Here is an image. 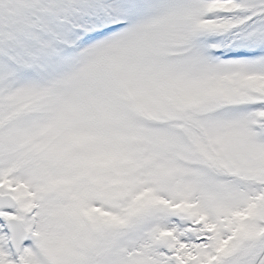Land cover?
Wrapping results in <instances>:
<instances>
[{
  "label": "snow or ice",
  "instance_id": "6c2138e0",
  "mask_svg": "<svg viewBox=\"0 0 264 264\" xmlns=\"http://www.w3.org/2000/svg\"><path fill=\"white\" fill-rule=\"evenodd\" d=\"M0 264H264V0H0Z\"/></svg>",
  "mask_w": 264,
  "mask_h": 264
}]
</instances>
